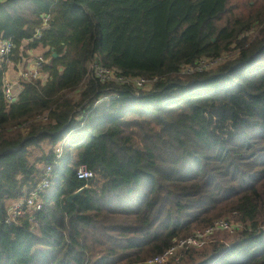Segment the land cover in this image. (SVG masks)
<instances>
[{
  "label": "trees",
  "instance_id": "obj_1",
  "mask_svg": "<svg viewBox=\"0 0 264 264\" xmlns=\"http://www.w3.org/2000/svg\"><path fill=\"white\" fill-rule=\"evenodd\" d=\"M3 38L48 78L7 103L0 70V264L143 262L225 215L243 227L166 264H264V0H0ZM93 60L155 81H102ZM49 165L41 209L6 222Z\"/></svg>",
  "mask_w": 264,
  "mask_h": 264
},
{
  "label": "built area",
  "instance_id": "obj_2",
  "mask_svg": "<svg viewBox=\"0 0 264 264\" xmlns=\"http://www.w3.org/2000/svg\"><path fill=\"white\" fill-rule=\"evenodd\" d=\"M49 15L44 16L43 26L38 29L35 34L36 37L41 36L43 29L47 28L49 23ZM15 45L11 38H3L0 40V70L3 71V93L7 103H12L17 99L18 93L22 88V84L35 81V80H46L48 76L43 73V68L47 63L48 59L45 55H39L35 59H31L28 63L19 67V77L18 80H13L7 74V67L9 63L13 62L11 60ZM223 57L216 59H203L199 61V64L195 66H188L185 70L188 72L195 71L196 69L212 68L213 63L222 60ZM89 75L97 77L102 81H117L123 84L132 85L135 88L143 89L152 86L155 81L147 79L145 77H126L123 74H119V70L116 68H107L96 60L89 63ZM116 94H110L107 96H102L96 101V105L102 102L110 100L115 97ZM46 119V115L38 116V119ZM63 142L59 144L56 149L57 158L61 157L63 154ZM53 166L49 165L45 168L43 178L41 183L35 188L26 200H20L12 203L7 212L6 222L15 221V219L23 214L24 209H41L42 203L39 201L40 193L48 189L52 185L51 173ZM77 175L81 179H90L95 176L92 170H89L85 165L79 167ZM235 223V224H234ZM229 221L227 219L218 218L214 222L204 228H196L190 236L182 238H174L172 246L166 249L163 253L157 254L155 256L149 257L143 262H137L133 264H166L171 260L178 262L184 253L191 248H201L205 245L211 243L215 239V235L219 231H227L230 233L236 232L239 228L243 227V224L237 221Z\"/></svg>",
  "mask_w": 264,
  "mask_h": 264
},
{
  "label": "rangeland",
  "instance_id": "obj_3",
  "mask_svg": "<svg viewBox=\"0 0 264 264\" xmlns=\"http://www.w3.org/2000/svg\"><path fill=\"white\" fill-rule=\"evenodd\" d=\"M248 4H252V5H254L255 4V0H232V5H241V7L242 8H244L245 9V6H247ZM257 4V3H256ZM39 55H44V53H43V51L42 50H31V51H29L28 52V57H26V58H23L22 59V61H20V62H17V63H19V67L21 68V67H23V66H25L27 63H28V61L29 60H31V59H35V58H37ZM224 62V59H222V60H219V61H217V62H215V63H213V65H212V67H213V69H215L216 67H218L219 65H221L222 63ZM15 63V62H14ZM10 64V63H9ZM264 128V123H259L258 125H257V130L259 131V132H261L262 131V129ZM223 219H227V220H229V221H232L233 223H234V221H235V218L234 217H232V216H229V215H225V216H223L222 217ZM235 224V223H234ZM222 233V232H221ZM230 233V232H229ZM220 234V233H219ZM218 234V235H219ZM217 235V234H216ZM216 235H215V240L218 238V239H220L221 241L222 240H226V239H224V238H222V237H217L216 238Z\"/></svg>",
  "mask_w": 264,
  "mask_h": 264
},
{
  "label": "crops",
  "instance_id": "obj_4",
  "mask_svg": "<svg viewBox=\"0 0 264 264\" xmlns=\"http://www.w3.org/2000/svg\"><path fill=\"white\" fill-rule=\"evenodd\" d=\"M29 51H31V50H27L26 52L28 53ZM25 60V59H24ZM23 60V61H24ZM22 61V62H23ZM15 61H13V62H11L9 65H8V67H7V74L9 75V77L11 78V79H13V80H18V77H19V75H18V71H19V63H17V62H15Z\"/></svg>",
  "mask_w": 264,
  "mask_h": 264
},
{
  "label": "water",
  "instance_id": "obj_5",
  "mask_svg": "<svg viewBox=\"0 0 264 264\" xmlns=\"http://www.w3.org/2000/svg\"><path fill=\"white\" fill-rule=\"evenodd\" d=\"M54 55H57L56 53ZM82 189H79L76 193L72 194L68 197V201H72L73 198H75L77 195L81 193Z\"/></svg>",
  "mask_w": 264,
  "mask_h": 264
}]
</instances>
